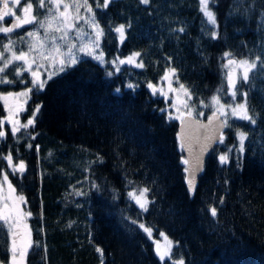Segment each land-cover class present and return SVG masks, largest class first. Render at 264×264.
Instances as JSON below:
<instances>
[{"label": "trees", "instance_id": "16d2710c", "mask_svg": "<svg viewBox=\"0 0 264 264\" xmlns=\"http://www.w3.org/2000/svg\"><path fill=\"white\" fill-rule=\"evenodd\" d=\"M87 3L103 30V63L80 54L76 64L42 75L40 89L14 61L3 74L11 83H0V96L31 89L17 119L34 124L15 136L11 128H0V176L24 196L23 209L31 213L26 221L34 247L26 264H101L97 248L103 264H160L140 225L151 228L152 237L163 233L171 241L169 260L264 264V0L210 2L215 25L208 24L199 0H111L106 8L103 0ZM120 25L123 40L114 30ZM23 36L1 32L0 67L10 54L4 46L16 41L14 53ZM133 53H140L135 63L143 67L113 66ZM226 58L257 64L248 82L235 80V98ZM170 69L173 84L187 89V115L204 118L215 96L224 107L246 101L256 121L226 118L224 140L204 159L192 192L185 188L171 106L148 87ZM237 132L246 134L242 153ZM20 163L23 173L14 172ZM144 188L147 211L127 197ZM7 240L4 229L0 264L9 260Z\"/></svg>", "mask_w": 264, "mask_h": 264}, {"label": "snow or ice", "instance_id": "6c2138e0", "mask_svg": "<svg viewBox=\"0 0 264 264\" xmlns=\"http://www.w3.org/2000/svg\"><path fill=\"white\" fill-rule=\"evenodd\" d=\"M111 0H103V7H108ZM214 3L215 0H199V8L200 11L203 13L204 17H206L208 24L215 25L216 24V16L215 13L210 10L209 3ZM13 3L17 6L21 5L22 3L26 6L23 7V17H18L16 23L11 27H0V32L4 34L12 33L14 28H20L23 25L27 24H36L39 26V28L44 30L45 37L48 36L49 31H56L60 32L61 36L59 37L60 40L65 41V46L67 47V52H64L61 50V46L56 43V37L51 38V46L48 49V51L45 53L44 51H41L40 54L42 56H46L48 59L52 60L53 62H58L61 65L60 70H63L65 66H71L78 62V57L74 54L73 49L76 47L75 45L71 44L68 38V32L72 31L74 29V22L79 18V9L81 7H84L89 13L92 12V8L88 6L87 0H83V4H80L78 2L68 3L65 2V0H38V7L39 8H45L47 7L48 13L55 12V15H50L49 17H46L45 20H39L37 19V15L34 11V4L37 3V0H13ZM141 4H149V0H140ZM61 8L63 10H61ZM70 9H75L77 15L73 16L71 14ZM14 15L13 8L10 7L9 0H2V6H0V21H4L5 17H9ZM90 22L93 26V28L96 31V42L92 45V48L98 47V41L100 37L103 35V30L100 28V25L96 23L95 17L91 16ZM55 21H59V23H56L55 28H53V23ZM117 33L120 34L121 40L124 39V25H120L119 27H116L114 29ZM78 32H81L82 30H77ZM180 31H183V29H180ZM28 37L32 38L33 41L38 42V48L37 43H31L28 45L29 51L24 52L20 51L19 54L13 53L10 59H4L3 66L0 67V83H11V81L5 79L4 73L8 69L9 65L13 64L14 61H21L22 64L17 66L22 68L24 71H27L31 68L32 63L35 62V58L32 57L30 60L29 57L31 56V53L33 51L37 50H43L45 48V41H38V35L36 31H29L27 33ZM211 36L213 39L216 38V33L212 32ZM79 38V35L77 36ZM14 43V41H9V44L4 46L5 51L11 50V45ZM92 48H89L87 45H84L79 48L80 52H83L85 55H92ZM140 53H133L132 56H130L127 60H120V64L125 63H135V58L139 56ZM225 56H230V53H225ZM94 59L100 61L101 63L104 62L103 60V53H100L98 56H94ZM228 65H235L236 67L242 68V79L245 82H248L249 72H251L253 69L257 67V64L255 61H248V60H229ZM136 67H143V64L141 63H135ZM15 71V69H14ZM169 72L171 75H175V70L170 69ZM15 74L17 77L20 76V71H15ZM112 73H109L111 75ZM169 73H165V78H168ZM32 78H33V85L34 87L38 85L40 89H43L45 81L39 80V74L36 71L32 72ZM228 86L229 89H232V96L235 98L236 96V81L233 78V73L230 71L228 74ZM129 88H133L134 86L132 84L128 85ZM148 87L153 90V92L156 91V89L153 87L151 83L148 84ZM181 90L184 91V93L187 95V89L184 88V85H180ZM29 91L12 94L9 93L6 96H0V99H3L5 101V107H8V99L10 96H14V98L19 97H27ZM117 92H119V89H117ZM163 94V93H161ZM247 96V93L244 94ZM214 103H218L216 97L213 98ZM221 109L224 107L223 105L220 106ZM40 106L37 105L35 112H39ZM20 109L17 108V112H19ZM232 115L237 117L238 119L250 121L251 123L255 124V119L249 115V109L247 108V103H239L236 104L234 107L231 108ZM16 112H13L11 109H9V116H8V123L11 124V132L15 136L17 132L20 131L21 128L27 129L29 126H32L34 124L33 119H29L26 124H20L18 119H14L13 117L16 116ZM215 115V113H214ZM221 116H224L225 113L223 111L220 112ZM179 119L180 117H176ZM211 122V118H210ZM3 121H0V128H2ZM227 120L225 119L221 123V127H228ZM5 137V132L3 130H0V139H3ZM237 137L239 140L240 148L239 151L242 153L244 151V142L246 139V134L243 132H237ZM224 140L223 135L220 136V142L222 143ZM229 151H232L231 149ZM5 159L8 160L9 166H12V157L9 155L5 157ZM220 162L227 163L228 156L227 154L220 156ZM184 163H188V161H184ZM197 162V167H198ZM13 171L23 173L24 171V164L20 163L19 165L15 166L13 168ZM186 172H189V169H185ZM187 179V183L189 186V190L191 191L194 187V180H195V174L194 172H189ZM3 184L7 185L8 194L7 196L3 195ZM3 184H0V231L4 230L5 227L7 228V234L8 237L11 238V247L8 248L6 245V252H10V260H5L2 262V264H26L27 257L30 255V249L34 247L33 241L31 239L30 233H24L23 237L21 238V234L19 232L20 226L26 217V215H31V213H24L20 210V205L25 202V198L23 195H15L16 189L13 187V185L8 181V177L4 176ZM148 192L147 188L139 190V193H133L129 192V197L134 199L135 202L139 205V207L147 211V205L149 201L146 198V194ZM212 216H216V209H211ZM135 223V221H133ZM26 228L27 226L24 225ZM142 229L146 233H148L149 238H151V228H146L144 225H140ZM163 235V233H161ZM166 239V238H165ZM97 253H100L101 255V264H103V253L100 248L96 249ZM171 253V242L167 241L165 245V251H160V245H157V255L160 257L161 261H164L167 256H169ZM173 264H184V261L181 259L179 261H173Z\"/></svg>", "mask_w": 264, "mask_h": 264}, {"label": "rangeland", "instance_id": "374dc122", "mask_svg": "<svg viewBox=\"0 0 264 264\" xmlns=\"http://www.w3.org/2000/svg\"><path fill=\"white\" fill-rule=\"evenodd\" d=\"M65 2L73 3L74 0H65ZM75 2L83 4V2H81L80 0H75ZM9 4H10V7L13 8L14 15L9 16V17H5L4 21H0V25L6 22L7 27L13 26L16 23L18 17H23L24 13H23L22 9L24 6H26L23 3L19 6H17L13 3V0H9ZM35 5L36 6L34 7V11L37 15V19H39V20H45L46 17H49L50 15L56 14L55 12H53L51 14L48 13L47 7L39 8L38 7V0H37V3ZM0 6H2V0H0ZM61 10H63V9L61 8ZM70 11H71V14L73 16L77 15L75 9H70ZM89 18H90V13L84 7H81L79 9V18L74 22V29L72 31L68 32V38H69L68 42H70L71 44L76 46L73 49V52L76 56H78L80 54H84L83 52L79 51L80 47L87 45L89 48H92V45L96 42V31L93 28ZM56 23H59V21H55L53 23V28H55ZM6 26H0V27H6ZM77 30H82V31L78 32ZM15 31H23V33H24V36L20 40L22 46L19 47V50L14 52L16 54H19L20 51L28 52L29 51L28 45L31 43H37V48H38V42L33 41L32 38L28 37L27 33L29 31H36L37 35H38V41H45L46 42L45 48L43 50L33 51L31 53V56L29 57L30 60L32 59V57L35 58V62L32 63V66L29 69V71H30L29 74H30L32 81H33V78H32V72L33 71L38 72L39 80L42 81V79H43L42 75H44L46 77L48 75L56 74L60 70L61 65L58 62H53L52 60L48 59L46 56H42L40 54L41 51H44L45 53L48 51V49L51 46V38L52 37H56V43L61 46V50L64 52H67L68 49L65 46V41L59 39V37L61 36L60 32L49 31L48 36L45 37L44 30L39 28V26L36 24L23 25L20 28H14L13 32H15ZM0 34H1V32H0ZM78 35H79V38H77ZM17 45L18 44H16V41H14V43L11 45L10 54H9V57H7V59L11 58L13 51H14V47ZM97 55H98V47L92 48V56H97ZM127 59L128 58L123 59V60H127ZM229 60L230 59L226 58L224 61L225 62L224 66H225V70H226L225 74H226L227 81H228V74L230 71L233 73V78L235 80L237 78H242L243 69L236 67L235 65H228ZM235 61H237V60H235ZM15 62L22 64L21 61H15ZM118 63H120V60H117L116 63L113 62V66L117 65ZM109 64H111L110 66L112 67V62H109ZM154 88L156 89V91L154 93L161 96L165 101H168L169 105L171 106V110L168 114L169 119L179 121V119L183 115L190 114L191 110H190L189 106L187 105V102H186L185 97H184V93L182 92L180 87H177L173 84V76L171 74H169L168 78H165V75H163ZM25 91L10 92V93L17 94V93H21V92H25ZM161 93H163V94H161ZM8 94L9 93L3 94L2 96H6ZM26 100H27V97L25 98V97L21 96L17 99V98H14V96H10L8 99V102H7L8 107L6 108L5 107V101L3 99H0V105H1L2 110H3V117L0 119V121H3L2 126L5 125L8 128H11V124L8 123L9 109H11L13 112L17 113L16 116L13 117L14 119H17V116L22 111L23 104ZM234 106L235 105H230L229 107H223L221 109L220 104L214 103L212 99L209 101V103L207 105L208 109L210 110L209 113L213 112V113L218 114L222 121H224L227 117H235L232 115V112H231V108ZM17 108L20 109L19 112H17ZM221 111H223L225 113L224 116L220 115ZM203 115L198 114V116L196 118L201 119L203 117ZM178 116L180 117L179 119L176 118ZM3 179H4L3 175H1L0 176V184H3ZM7 194H8L7 185L3 184V195L7 196ZM127 197L136 207L141 209L139 207V205L135 202V200H132L128 194H127ZM19 207H20V210L25 213V211L23 209V204H21ZM26 219H27V216L24 218V220L20 226V229H19V232L21 234V238L23 237L24 233H26V232L28 233V228L24 227V225L27 226ZM5 229L7 230L6 227H5ZM146 234H147V237L149 238L148 233H146ZM165 238L166 237L160 235L157 237L151 236V238H149V239L153 244L154 252H155L160 264H173L174 260H169V256H167L164 261H161L160 257L157 255V245L158 244L160 245V251L161 252L165 251L166 242L169 241L168 238H166V239ZM7 241H8V243H7L8 248H10L11 247V238L8 237ZM10 255L11 254L9 252V260H10ZM175 261H178V260H175Z\"/></svg>", "mask_w": 264, "mask_h": 264}, {"label": "water", "instance_id": "95a60500", "mask_svg": "<svg viewBox=\"0 0 264 264\" xmlns=\"http://www.w3.org/2000/svg\"><path fill=\"white\" fill-rule=\"evenodd\" d=\"M211 118V122H210ZM218 114L208 113L204 118L195 119L189 115H183L176 124V137L178 146L183 157L184 183L188 192L187 183L189 172H194L195 180L199 177L206 156L212 151L214 145L219 141L223 130ZM188 161V163H184ZM197 162L198 167H197ZM185 169H189L186 172ZM194 188V187H193Z\"/></svg>", "mask_w": 264, "mask_h": 264}, {"label": "flooded vegetation", "instance_id": "af4514ba", "mask_svg": "<svg viewBox=\"0 0 264 264\" xmlns=\"http://www.w3.org/2000/svg\"><path fill=\"white\" fill-rule=\"evenodd\" d=\"M5 233L7 234V230L5 229Z\"/></svg>", "mask_w": 264, "mask_h": 264}]
</instances>
